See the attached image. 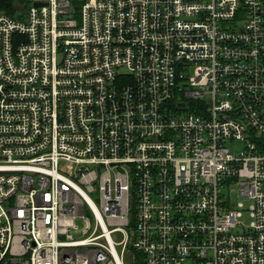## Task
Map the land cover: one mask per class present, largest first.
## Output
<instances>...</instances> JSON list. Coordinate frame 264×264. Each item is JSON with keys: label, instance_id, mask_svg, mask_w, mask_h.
I'll return each mask as SVG.
<instances>
[{"label": "built area", "instance_id": "obj_1", "mask_svg": "<svg viewBox=\"0 0 264 264\" xmlns=\"http://www.w3.org/2000/svg\"><path fill=\"white\" fill-rule=\"evenodd\" d=\"M136 253L264 264V0L0 11V264Z\"/></svg>", "mask_w": 264, "mask_h": 264}, {"label": "trees", "instance_id": "obj_2", "mask_svg": "<svg viewBox=\"0 0 264 264\" xmlns=\"http://www.w3.org/2000/svg\"><path fill=\"white\" fill-rule=\"evenodd\" d=\"M21 2L26 3V0H0V11H4L9 14H16L17 12H14L17 10L15 3ZM136 259H138L137 264H139L141 262V255L139 253H136Z\"/></svg>", "mask_w": 264, "mask_h": 264}, {"label": "rangeland", "instance_id": "obj_3", "mask_svg": "<svg viewBox=\"0 0 264 264\" xmlns=\"http://www.w3.org/2000/svg\"><path fill=\"white\" fill-rule=\"evenodd\" d=\"M15 6H16L17 10L14 11V12H18V11H21V10H23L25 8V3L24 2L15 3Z\"/></svg>", "mask_w": 264, "mask_h": 264}, {"label": "water", "instance_id": "obj_4", "mask_svg": "<svg viewBox=\"0 0 264 264\" xmlns=\"http://www.w3.org/2000/svg\"><path fill=\"white\" fill-rule=\"evenodd\" d=\"M35 4H39V2H35Z\"/></svg>", "mask_w": 264, "mask_h": 264}]
</instances>
